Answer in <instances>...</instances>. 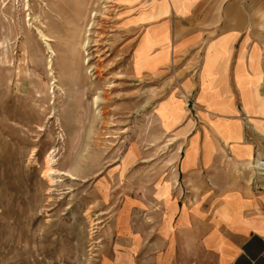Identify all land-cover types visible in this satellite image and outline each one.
I'll list each match as a JSON object with an SVG mask.
<instances>
[{"label": "rangeland", "instance_id": "1", "mask_svg": "<svg viewBox=\"0 0 264 264\" xmlns=\"http://www.w3.org/2000/svg\"><path fill=\"white\" fill-rule=\"evenodd\" d=\"M57 1L0 0V264H202L210 229L219 238L229 230L221 213L205 212L224 206L211 197L231 185L214 186L211 172L190 181L178 167L188 138L162 131L156 116L201 56L175 55L148 71L158 65L142 37L150 1L115 0L100 44L82 59L67 35L72 9L56 15ZM190 108L195 121L194 99ZM246 116L253 154L235 162L220 153L214 176L264 208V118ZM190 213L199 216L192 230Z\"/></svg>", "mask_w": 264, "mask_h": 264}, {"label": "crops", "instance_id": "2", "mask_svg": "<svg viewBox=\"0 0 264 264\" xmlns=\"http://www.w3.org/2000/svg\"><path fill=\"white\" fill-rule=\"evenodd\" d=\"M149 1L151 10L142 37H149L143 42L149 53L158 57V65L147 70H162L175 55L201 56L183 69L178 85L159 101L156 116L160 128L188 138L181 147L178 167L190 181L202 183L204 173L211 172L214 186L224 182L231 185L217 187L221 189L217 197L211 194L213 202L225 201L224 206L212 207L205 215L210 218L221 213L229 230L219 238L217 230L211 228L204 241L199 238L205 243L202 264H264V208L251 202V197L245 196L249 194L240 191L234 181L214 176L220 153H230L235 162L253 154V145L245 139L243 114L254 121L264 118L263 59L256 39L262 2ZM193 99L198 108L195 121L190 116ZM205 197L209 199L207 194ZM194 216L197 221L198 215L188 214L190 230L195 227ZM214 221L220 222L211 218Z\"/></svg>", "mask_w": 264, "mask_h": 264}, {"label": "bare ground", "instance_id": "3", "mask_svg": "<svg viewBox=\"0 0 264 264\" xmlns=\"http://www.w3.org/2000/svg\"><path fill=\"white\" fill-rule=\"evenodd\" d=\"M114 1L115 0H90V1L89 0H59L55 3V8H53V10L56 12V15L65 13L66 8H68L69 10L70 8L72 9L70 11L71 12L70 15H68L69 17H66L65 20L67 24L70 23L71 25L67 28V35H68L69 43L72 44L73 47L75 45H79L77 47V50L79 52L80 57H82V59L84 57L83 52L88 51L86 54L90 56L93 54V51L95 50L93 49V46L100 44L99 42H101L100 40L104 36V35L102 36L103 30L101 31L100 29H104L106 27L105 22L110 20V18H108L107 15L105 14L107 8L109 6H112V4L108 5V3ZM87 24L90 25L88 29H86ZM41 35L42 37H45L44 40L46 41L48 48L50 49V52H52L51 54L54 55L56 53L55 52L56 49H54L51 46L49 42L50 38H48L43 31H41ZM85 35L87 36L85 37ZM87 61L89 62V58L86 59L85 56L84 63H86ZM53 159H54L53 156H49L47 160L49 172L54 170L51 166L52 161H54Z\"/></svg>", "mask_w": 264, "mask_h": 264}]
</instances>
